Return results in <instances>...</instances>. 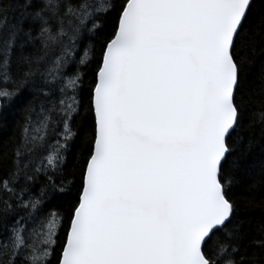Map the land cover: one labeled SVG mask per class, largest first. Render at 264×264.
I'll list each match as a JSON object with an SVG mask.
<instances>
[{
  "label": "snow or ice",
  "instance_id": "6c2138e0",
  "mask_svg": "<svg viewBox=\"0 0 264 264\" xmlns=\"http://www.w3.org/2000/svg\"><path fill=\"white\" fill-rule=\"evenodd\" d=\"M0 264H264V0H0Z\"/></svg>",
  "mask_w": 264,
  "mask_h": 264
},
{
  "label": "trees",
  "instance_id": "16d2710c",
  "mask_svg": "<svg viewBox=\"0 0 264 264\" xmlns=\"http://www.w3.org/2000/svg\"><path fill=\"white\" fill-rule=\"evenodd\" d=\"M100 2H101V3H104L105 0H100ZM256 131H257V133L259 132V127H258V126H257V128H256Z\"/></svg>",
  "mask_w": 264,
  "mask_h": 264
}]
</instances>
